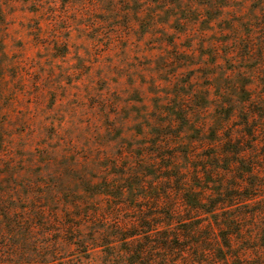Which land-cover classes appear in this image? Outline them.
<instances>
[{"label": "rangeland", "instance_id": "obj_1", "mask_svg": "<svg viewBox=\"0 0 264 264\" xmlns=\"http://www.w3.org/2000/svg\"><path fill=\"white\" fill-rule=\"evenodd\" d=\"M230 138L251 150L238 161L258 174L244 183L251 200H238L244 230L218 248L226 261L216 264H264V0H0V173L69 174L51 219L81 217L112 233L124 215L87 219L82 203L110 202L88 191L100 182L129 187L137 173L148 183L144 197L173 186L159 179L174 175L162 169L172 161L138 159L164 155L160 141L167 153L188 151L178 166L198 187L195 166ZM214 141L223 144L216 150ZM171 200L181 203L157 202ZM98 252L94 264L111 249Z\"/></svg>", "mask_w": 264, "mask_h": 264}, {"label": "trees", "instance_id": "obj_2", "mask_svg": "<svg viewBox=\"0 0 264 264\" xmlns=\"http://www.w3.org/2000/svg\"><path fill=\"white\" fill-rule=\"evenodd\" d=\"M249 133L252 134V131ZM257 143V140L252 142L254 149ZM222 144V141H214L211 146L217 150ZM227 147L222 149L223 153L214 152L206 157L208 165L195 166V181L201 182L198 187L189 185L190 178L187 176L190 168L187 165L178 166L179 162L190 159L188 151L167 153L162 141L157 148H162L164 155H156L159 154L157 151L149 158L139 154L138 159L142 166L154 167L163 159L172 161V166L162 169H174V175L159 179L175 183L173 186L165 187L161 192L154 185L149 188L157 194L144 197L148 183L139 173L130 176L129 187L118 189L100 182L97 185L99 189L88 192L95 199L104 197L110 202L103 207H97L98 204L93 201L81 205L84 210L88 208L87 219H95L99 212L107 219H111L109 216H127H123L112 233L95 226L90 228L93 222L81 217H76L77 222L66 223L63 220V224L50 218V214L60 215L57 210L49 209L58 206L56 199L61 191L60 184L70 178L69 174L41 170L31 174L0 173V185L4 184L0 186V198L12 200L13 196H17L18 199L15 202H0V264H94L91 257L96 256L98 249L104 246L110 247L111 253H105L102 264H216L226 261L225 257L218 256L222 255L218 248H228L225 244L231 243L243 232L244 222L237 210L238 200H251L244 194V183L246 177L258 174L252 169L255 163L247 168L243 161H238L251 150L243 149L241 142L231 138ZM235 166L236 170L231 169ZM2 179L8 182H1ZM12 180L21 182V188H15L17 185L11 183ZM89 181L88 178L84 180ZM113 191L116 193L113 194ZM128 196H134V202L117 201ZM165 197H178L181 203L175 204L171 200L160 205L157 201ZM227 208L230 213H224ZM151 209H164L166 214L148 215ZM181 222H184L185 228L178 230L177 224ZM202 232L204 235L200 236ZM74 233L77 234L75 238L71 237ZM195 236L200 238L199 243L192 241ZM191 246L197 248L195 253L189 251ZM75 251L79 253L73 257Z\"/></svg>", "mask_w": 264, "mask_h": 264}]
</instances>
